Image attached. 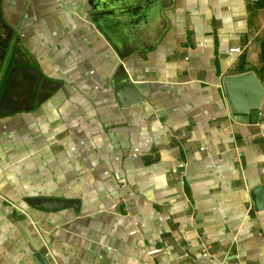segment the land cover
Masks as SVG:
<instances>
[{
    "label": "crops",
    "instance_id": "crops-1",
    "mask_svg": "<svg viewBox=\"0 0 264 264\" xmlns=\"http://www.w3.org/2000/svg\"><path fill=\"white\" fill-rule=\"evenodd\" d=\"M107 9L0 0V264H264V100L236 121L223 86L264 87V1Z\"/></svg>",
    "mask_w": 264,
    "mask_h": 264
},
{
    "label": "water",
    "instance_id": "water-1",
    "mask_svg": "<svg viewBox=\"0 0 264 264\" xmlns=\"http://www.w3.org/2000/svg\"><path fill=\"white\" fill-rule=\"evenodd\" d=\"M100 2L104 5L103 9L99 6ZM109 2L110 0H89L94 20L97 21L113 12L107 9ZM11 38L12 35L9 36V41ZM4 47L8 49L9 45H4ZM16 52V50H12L10 56L7 50L4 52L3 57L5 58V75L7 80L5 89L13 85L19 73L35 70L31 66L16 65L13 63L17 55ZM223 86L233 119L242 123H249L251 121V111L259 109L264 100V87L256 75L253 72H247L240 75L226 76L223 79ZM117 94L121 102L125 105L143 101L137 85L130 82H124L119 85L117 87ZM251 196L255 209L258 211L264 210V185L252 189ZM60 203L64 204V202ZM35 258L38 264H50L49 260L40 253H37Z\"/></svg>",
    "mask_w": 264,
    "mask_h": 264
},
{
    "label": "built area",
    "instance_id": "built-area-1",
    "mask_svg": "<svg viewBox=\"0 0 264 264\" xmlns=\"http://www.w3.org/2000/svg\"><path fill=\"white\" fill-rule=\"evenodd\" d=\"M253 1H264V0H253ZM243 51H244V49L242 47H234V48H232V52H235V53H238V54H241ZM121 183L123 185H125V183H126L125 179H121ZM50 253H51V251L48 250L47 254H50ZM231 264H245V263L238 261V262L231 263Z\"/></svg>",
    "mask_w": 264,
    "mask_h": 264
}]
</instances>
